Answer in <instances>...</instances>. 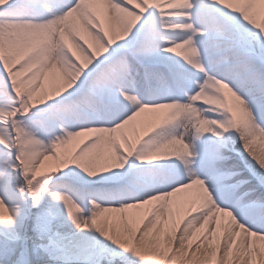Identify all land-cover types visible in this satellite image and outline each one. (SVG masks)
I'll return each instance as SVG.
<instances>
[{"label":"snow or ice","instance_id":"snow-or-ice-1","mask_svg":"<svg viewBox=\"0 0 264 264\" xmlns=\"http://www.w3.org/2000/svg\"><path fill=\"white\" fill-rule=\"evenodd\" d=\"M0 264H264V0H0Z\"/></svg>","mask_w":264,"mask_h":264}]
</instances>
